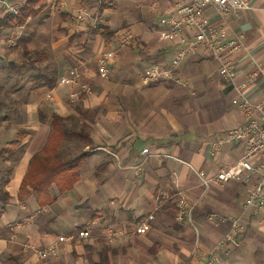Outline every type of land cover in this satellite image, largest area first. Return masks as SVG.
<instances>
[{
    "label": "crops",
    "instance_id": "1",
    "mask_svg": "<svg viewBox=\"0 0 264 264\" xmlns=\"http://www.w3.org/2000/svg\"><path fill=\"white\" fill-rule=\"evenodd\" d=\"M246 1L252 8L237 16L220 15L211 5L204 10L208 20L226 27L228 37L242 35V49L231 56L232 83L222 79L217 62L198 47L176 68L180 83L168 79L144 85L139 73L152 65L169 66L178 48L175 39L152 36L167 27L172 0H163L155 28L141 31L128 23L136 33L129 45L110 37L115 30L111 22L99 31L91 30L93 23L84 24L81 0H45L20 27L8 22L5 7L24 0H0V187L9 195L6 204L0 202V264L206 263L227 224L209 225L205 215H238L244 187L229 181L210 183L204 191L192 168L209 176L243 153V143L226 142L212 154L209 142L242 122L230 102L232 85L250 74L254 79L246 93L261 105L258 120L264 123V0ZM106 6L98 5L102 11ZM22 38L40 54L36 68L22 56ZM46 47L54 57L49 71ZM103 51L111 54L107 76L101 78L97 59ZM71 68L78 78L58 83ZM36 73L54 77V86L35 83ZM53 113L70 117V136L58 146L60 156L81 151L88 156L79 180L61 193L52 185L54 202L39 208L32 193L19 200L18 191L30 158L46 144ZM14 140L17 144H10ZM98 147L110 149L118 160ZM143 148L148 152L142 153ZM178 191L198 201L192 226L174 220L172 197ZM149 215L148 229L135 233L133 228ZM87 222H93L91 237L64 241L46 258L23 248L25 242L45 247ZM108 224L122 234L105 239L100 229ZM243 225L218 251L221 264H264V209L244 213Z\"/></svg>",
    "mask_w": 264,
    "mask_h": 264
},
{
    "label": "built area",
    "instance_id": "2",
    "mask_svg": "<svg viewBox=\"0 0 264 264\" xmlns=\"http://www.w3.org/2000/svg\"><path fill=\"white\" fill-rule=\"evenodd\" d=\"M208 5L213 6L216 12L223 16L230 13L237 16L239 12L252 8L246 0H172V8L166 18L167 27L158 31L157 38L160 41L175 39L178 48L172 56L169 66L152 65L141 71L139 76L142 84L147 85L168 79H174L180 83L181 80L175 78V70L187 53L198 47H201L209 57L217 62V71L222 79L227 83L233 82L236 70L231 56L242 49V35L234 34L232 37H228L224 25L208 20L204 15V10ZM20 6L19 3H8L5 12L9 17L14 18ZM134 38L132 33L126 31L120 35L119 40L121 45H129L134 42ZM110 54L109 51H103L97 59V72L101 78L107 76V60ZM78 76V71L71 68L67 74L59 77L58 83L72 84ZM253 76L254 74H250L243 82L232 85L234 96L230 102L240 115L242 122L209 142L212 154H215L218 148L226 142L243 143V153L233 163L220 168L209 176L192 168L204 191L210 183L222 185L229 181H237L244 187L242 210L238 215L218 211L206 213L205 221L209 225L226 223L227 230L218 236L205 264H221L218 251L231 242L235 235L243 231L244 213L258 214L264 209V123H260L258 120L261 105L250 100L246 93L249 83L254 79ZM98 149L118 160V155L110 149L106 147H98ZM141 152L147 153L148 148H143ZM172 198L175 208L174 220L192 226V210L198 201H189L186 195L179 191ZM152 218L153 216L149 215L136 225L133 231L144 233L148 229V221ZM15 227L14 224L10 225L12 231L15 230ZM93 230V222H87L70 234L59 235L45 247L25 242L23 248L37 254L40 258H46L57 252L60 243L89 238ZM100 231L101 235L109 240L122 234L112 224L101 227Z\"/></svg>",
    "mask_w": 264,
    "mask_h": 264
},
{
    "label": "trees",
    "instance_id": "3",
    "mask_svg": "<svg viewBox=\"0 0 264 264\" xmlns=\"http://www.w3.org/2000/svg\"><path fill=\"white\" fill-rule=\"evenodd\" d=\"M44 6L45 0H24L17 15L14 18L8 16V22L14 26H23L28 18L35 16ZM100 27L106 29L103 25ZM26 41L27 38L20 40L23 46L22 56L24 59L33 60L38 58L40 54L37 51L30 50L25 45ZM33 78L35 83L43 80L42 83L47 88H51L55 84V79L52 76L36 73ZM69 120V116H60L55 113L51 115L50 135L44 147L30 158L29 168L19 186V200L32 193L35 196L37 206L43 208L52 204L55 200V196H52L49 191L52 185H55L61 193L70 189L79 180L80 167L87 158L88 152L81 151L69 158H63L58 153L60 142L70 136ZM73 133L75 132L72 131ZM10 144L15 145L17 141H11ZM8 200L7 191L0 187V202L6 204ZM10 260L15 262L12 258ZM14 264L23 263L15 262Z\"/></svg>",
    "mask_w": 264,
    "mask_h": 264
},
{
    "label": "rangeland",
    "instance_id": "4",
    "mask_svg": "<svg viewBox=\"0 0 264 264\" xmlns=\"http://www.w3.org/2000/svg\"><path fill=\"white\" fill-rule=\"evenodd\" d=\"M162 2L163 0H81V3L85 4L86 6V8L83 10L85 12L83 15L85 19L83 23L88 24V26H91L90 23H93L95 27H92L91 30L93 31L95 28V30L99 31L102 29L100 26L107 25L106 23L111 22V27L115 30L110 33V37L112 36L111 34H113V37L115 36L116 41L120 43L119 37L126 31L132 33L136 37V33L130 29L128 23L132 24L133 26L136 25V27L141 31L145 29V31H148L152 27L155 28L154 23H156L160 12H162ZM100 4L107 5L103 11L100 10V6L98 7ZM152 4H155V6L151 8L150 5ZM93 7L96 9H91ZM101 11L103 12V16L100 14L102 13ZM152 36L157 37V33H153ZM43 49L47 50V47ZM45 53L47 55L46 63L48 70L49 67H53L52 65L54 63V57L49 50H47ZM40 60L41 59H36L29 62L30 64L32 63V65H34V68H36L38 65L37 62ZM48 64L51 66H48ZM76 149V146L73 147V153L76 152Z\"/></svg>",
    "mask_w": 264,
    "mask_h": 264
}]
</instances>
